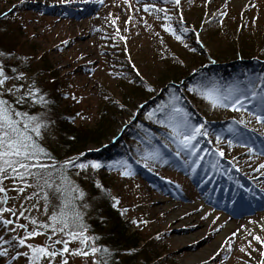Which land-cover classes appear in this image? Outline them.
Listing matches in <instances>:
<instances>
[{
	"label": "rangeland",
	"instance_id": "rangeland-1",
	"mask_svg": "<svg viewBox=\"0 0 264 264\" xmlns=\"http://www.w3.org/2000/svg\"><path fill=\"white\" fill-rule=\"evenodd\" d=\"M151 3L167 8L171 20L163 19L164 13L145 12L144 5ZM166 24L182 40L165 31ZM251 45L255 49L250 56H237L233 61L264 63V0H181L179 5L161 0H0V64L9 76L25 77L9 81L8 86L22 83L27 91L35 84L49 101L47 107L37 104L22 109L31 115L44 114L42 119L49 124L40 144L51 159L41 156L40 162L59 167L72 158L104 165L99 171L89 170L87 178L83 173L77 176L79 170L71 167L68 175L86 194L79 210L88 244L107 248L109 254H65L68 264H258L264 259L259 254L264 246L253 239L260 236L264 240V169L258 170L264 164V124L254 114L257 101L247 99L244 108L234 111L231 106L213 107L202 91L217 88L216 83L225 77V71L220 79L211 77L214 69L232 67L233 62L220 59V52ZM238 74L228 76L232 80ZM240 74L247 78L239 83L240 88L251 81L261 93L264 70L254 68ZM138 84L144 88V98L135 92ZM230 86L217 89L227 94ZM189 89H193V102L184 98ZM167 95L175 97L159 104ZM173 105L187 116L174 113ZM114 108L118 111L113 112ZM149 113L153 115L149 117ZM173 117L203 125L205 133L192 141V149L180 150L179 155L182 137L174 138L172 129L165 126ZM225 118L230 119L226 122ZM143 121L160 128L158 136L150 135L146 130L151 129L142 126ZM134 127L145 129L141 132L144 138L151 137L155 144L147 152L159 150V159H142L144 143L138 138L126 140ZM96 128H102V133L85 139V132ZM216 128L226 133L218 134ZM76 134L79 144L86 142L84 149L67 155ZM123 144L127 148H119ZM119 161L131 166L130 176L122 175L127 168ZM26 182L31 186L25 187L19 179L4 180L7 192L0 193V198L6 196L8 203L0 207L17 210L16 216L4 213V218L32 231L30 219L49 222L59 202L47 188L42 190L43 180L26 177ZM97 182L101 188L96 187ZM19 188H24L23 193L14 190ZM45 192L50 196L47 213ZM107 204L128 223V234L138 239L136 248L117 252L100 238L95 222L104 220L102 206ZM184 207L192 211L173 220ZM20 211H24L23 217ZM186 218L193 219L192 225H183ZM232 221L240 224L226 235ZM190 234H195L192 241L185 239ZM24 235V229L8 232L0 227V236L6 240ZM49 235L50 231L27 243H50ZM79 248V241L69 244L70 252ZM9 252V257L0 258L3 264L16 254L11 248ZM196 259L201 260L194 263ZM12 264H26V260L21 257ZM42 264H48L47 259ZM55 264H61V257Z\"/></svg>",
	"mask_w": 264,
	"mask_h": 264
},
{
	"label": "snow or ice",
	"instance_id": "snow-or-ice-1",
	"mask_svg": "<svg viewBox=\"0 0 264 264\" xmlns=\"http://www.w3.org/2000/svg\"><path fill=\"white\" fill-rule=\"evenodd\" d=\"M161 2L179 5L181 0H161ZM208 2L210 3L211 0H208ZM143 10L145 12L151 10L157 13H164L163 19L171 20V17L168 16V9L164 7L158 8L155 3L145 4ZM163 27L165 31L172 33L177 40H182V36L177 34L176 29L170 24H166ZM180 31L183 32L186 29L181 28ZM185 46L187 47V45ZM0 55H3V53H0ZM16 71L15 68L12 69L14 74ZM137 74L139 75V73ZM24 79L23 74L9 76L5 71L4 65L0 64V193L7 192L3 186L4 180L11 179L15 181L19 179L25 182V187H30L31 185L26 182V177H32L43 180L42 190L47 188L59 203L54 206L49 222H38L35 219H30V223L33 225L32 231H27L25 224H17L13 219L4 218V213L16 216L17 210L0 207V227L8 232H16L18 228L25 230V235L19 239L13 236L11 239L6 240L3 236H0V258L10 256L9 248L15 250L16 254L11 256L8 264H12V261H17L21 257L26 260V264H42L45 259H47L48 264H55V260L59 256L61 257V264H68L65 254L73 256H88L92 254L95 256L97 253H102L108 255L107 248L99 249L88 244L89 238L85 235L87 229L82 222L83 216L79 210V202L83 201L86 194L68 175V169L71 167L79 170L76 172L77 176L83 173L85 178H87L86 174L89 170L96 172L104 165L96 161L77 162V160L72 158H69L59 167L56 164L50 165L40 162L41 156L51 159L50 154L40 144L44 131L48 129L49 124L42 119L44 114L40 116L31 115L28 111L22 109L25 105L31 108L37 104L47 107L49 101L35 84L29 85L27 91L23 90L24 85L22 83L8 86L9 81H23ZM260 82L264 84V77L260 78ZM255 87L256 85L249 81L248 87L242 89L237 85L228 89L227 94L221 93L215 87L205 88L202 91L204 97L210 100L213 107L231 106L234 111L244 108V101L247 99L257 101L254 114L257 121L264 124V89H261V93H257ZM149 91H153V89H149ZM189 91H193V89H189ZM5 96L9 98L6 99ZM237 105L240 107H236ZM173 112L182 114L184 117L187 116V113H184L181 108L175 107V105H173ZM152 115L153 113H149V117ZM165 126L172 129L174 138L182 137L178 143L177 155H179L180 150L192 149L194 147L192 141L196 140L199 135H205L202 132L203 125L193 126L186 118L175 121L173 117ZM180 145H182V149ZM220 155L223 156L224 153L221 152ZM159 158V150L146 151L142 157L144 160H156ZM117 163L127 168V171L123 172L122 175L130 176L132 174L131 166L128 165L127 161H119ZM145 166L147 167V164ZM109 167H113V165H109ZM33 169L38 171L33 172ZM260 169H264V164H260L258 170ZM57 179L60 181L59 184L56 183ZM96 187L101 188L99 182L96 183ZM14 190L18 193H23L24 188ZM43 198L45 200V213H47L50 203L49 192H45ZM7 203L8 199L6 196L5 198H0V205H6ZM116 203L118 204L119 201H116ZM83 207L87 208L88 205L84 204ZM19 216L23 217L24 211H20ZM133 223L136 222L133 221ZM12 225H15V227H9ZM49 231L51 232V235L48 236L50 243H45L44 245L27 243L28 240L45 235ZM54 236H59L60 238L53 240ZM253 239L264 246V240L260 236H254ZM73 241H79L82 248L74 249L70 252L69 244ZM4 245H8V247H4ZM53 245H61V247L56 248ZM248 247L251 248L250 243ZM20 248H26L27 251H19ZM84 248H89L90 251H84ZM240 250L242 252L245 251L243 248ZM259 254L264 257V250H261ZM248 255L250 256L251 253H248ZM0 264H3V261H0ZM93 264H97V262L94 261ZM101 264H107V261H101ZM258 264H264V259H260Z\"/></svg>",
	"mask_w": 264,
	"mask_h": 264
},
{
	"label": "trees",
	"instance_id": "trees-1",
	"mask_svg": "<svg viewBox=\"0 0 264 264\" xmlns=\"http://www.w3.org/2000/svg\"><path fill=\"white\" fill-rule=\"evenodd\" d=\"M251 47H252V45L249 46L248 48L243 47L242 50H236V47H232L230 49L228 48V50H226L224 52H220L219 56H221L220 59L222 61H224L226 63L227 62H233V63L230 64L232 67H230V68L228 67L229 69L228 68H221V66H219L218 68L214 69V72H211V75H210L211 77H216V78L218 77L220 79L222 77L219 75L223 74L225 71V73H224L225 77H223V79L220 80L219 84L216 83L217 88L222 89L223 87H225V86L229 87L230 85H232L230 87H235L233 85H239V83L245 82L247 78L243 77V79H242V76L240 74V73H243L244 70L245 71H249V70L251 71L254 68H257L258 70H264V63H256V62L251 63V62L246 61V60H240V62L235 63L233 61L234 59H237V56L238 57L250 56L255 49V47L252 49H251ZM240 59H242V58H240ZM236 73L237 74L239 73V74L231 80V78H229L228 75H232V74H236ZM207 77H209V75H206V78ZM165 80H163L162 83H165ZM201 82L202 81H198V84ZM134 88L137 89V90H135V92L139 91L142 93L141 98H144V96H146L144 88L141 84H138L137 87H134ZM174 97L175 96H170V95L164 96L161 99V101L159 102V104L162 102L166 103L165 99H170V98H174ZM184 98H185V100H190L193 102L192 92L186 91ZM122 100L124 101L123 103L126 105L127 101H126L125 96L124 97L122 96ZM123 103H122V105H123ZM153 108H156V105ZM112 111L117 112L118 110H117V108H114V109H112ZM229 119L230 118H227V119L225 118L223 121L228 122ZM216 123L218 124V122H216ZM210 125H213V123ZM142 126L149 127L148 124L145 123V121H143ZM149 128L151 130H146V131L150 135L158 136L157 130H159L160 128H153L152 126ZM210 129L214 130L212 126ZM216 129L217 130L215 132L218 134H223V132L226 133L225 129H224V131L220 130L218 128H216ZM133 130H134V132L133 131L130 132L131 136L126 137L127 141H131L132 139H135V138L140 139L144 143V147H143V150H145L144 152H146L147 150H150L151 148H153L155 146L154 142H152L151 137L144 138L143 134L141 133L142 131L145 130L144 128L140 127L138 130H135V127H134ZM85 133L87 134L86 136H84L85 139L87 137H89V139H91V138L93 139L95 136H97V134L102 133V128H96L92 132L88 131ZM230 136H232V135H230ZM74 137L76 139L75 138H73V139L76 140V142H74V140H73L69 143V145L72 146V151L67 152V155H73V154H77V153L82 152L84 149L83 147L86 144V142L79 144L80 137H78L77 134ZM81 138H83V136ZM216 139L217 138H215V140H214L215 142H216ZM149 141H150V143H149ZM158 142L161 144V140L157 141V143ZM124 146H125V148H127V145H124V144L121 147L119 146V148L125 149ZM213 146L215 147L216 144H214ZM216 147H218V146H216ZM119 148L114 149L113 151H116ZM133 150H134V148H133ZM112 155L114 156V153ZM117 155L118 154H116V156ZM102 209L104 210V212H103L104 220L101 222V224H99L98 222H95V226L97 229L96 231L99 234L100 238L106 244H108L110 247H112V249L114 251H117V252L130 251L131 249L136 248L139 245L138 239L136 238V236L128 234L129 226H128V223L125 222L123 216H121L118 211L113 210V208H110L109 204H107L106 206L103 205Z\"/></svg>",
	"mask_w": 264,
	"mask_h": 264
},
{
	"label": "bare ground",
	"instance_id": "bare-ground-1",
	"mask_svg": "<svg viewBox=\"0 0 264 264\" xmlns=\"http://www.w3.org/2000/svg\"><path fill=\"white\" fill-rule=\"evenodd\" d=\"M190 211H192V208L191 207H184V208H182V209H180L179 211H178V213L173 217V220H175V219H180V218H182V216L183 215H186V214H188ZM193 221V219H191V218H186L184 221H183V225H192V222ZM240 224V221L238 222V221H232L230 224H229V226L227 227V229H226V235L227 234H229V232H231V231H233L238 225ZM194 237H195V234H190V236H188V237H185V239H187L188 241H192V240H194ZM201 259H196V261L194 262V263H197V261H200Z\"/></svg>",
	"mask_w": 264,
	"mask_h": 264
}]
</instances>
